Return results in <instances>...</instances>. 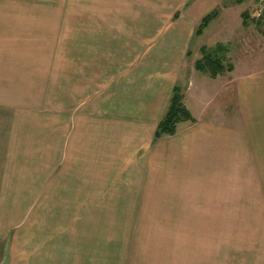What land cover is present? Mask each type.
Here are the masks:
<instances>
[{
    "label": "rangeland",
    "instance_id": "rangeland-1",
    "mask_svg": "<svg viewBox=\"0 0 264 264\" xmlns=\"http://www.w3.org/2000/svg\"><path fill=\"white\" fill-rule=\"evenodd\" d=\"M177 2L0 0V264H264V143L256 154L240 145L202 175H139L126 154L85 173L108 81L145 72L141 55L150 68L176 60ZM107 34L115 51L99 63ZM255 35L237 47L246 56L261 55L264 26ZM80 36L91 54L77 53ZM203 43L195 36L179 74H167L181 92L195 58L222 53Z\"/></svg>",
    "mask_w": 264,
    "mask_h": 264
},
{
    "label": "crops",
    "instance_id": "crops-1",
    "mask_svg": "<svg viewBox=\"0 0 264 264\" xmlns=\"http://www.w3.org/2000/svg\"><path fill=\"white\" fill-rule=\"evenodd\" d=\"M177 1L181 2H177L176 9H182V12L171 25V28L178 30L181 39L171 52L172 56L176 53V60L170 67H159L155 58L156 64L150 68L151 56L145 61L141 55V63L147 62L145 72H135L137 75L134 77L132 73L121 72V81L120 74L115 82L110 84L108 81L105 106L108 114L99 118L101 131L98 130V140L94 141L92 151L85 157L86 174L94 175L96 161H99V167L101 164L105 166L106 161L110 168H114L115 159L126 154V166L135 160L133 166L137 167L139 175L157 176L162 172L169 176L202 175L203 167L206 166L218 170L220 161H227L229 151L242 150L240 145L252 144L254 149L251 152L256 154L255 151L260 148L256 145L264 143V135L260 131L263 127L260 123L264 122V68L253 66L258 61L257 56L264 60V47L261 55L256 50L251 56L244 55L237 48L245 43L256 45L253 39L258 38L255 34L258 35L259 29L264 26V19H252L249 9L239 8L240 5H221L222 0ZM212 11H216V16L200 34H196L201 19ZM195 36L207 41L199 46L201 51H207L209 47L212 52H222L219 57H211L210 53L208 56L219 60L223 67L225 65L224 70L211 77L207 67H196V61L200 58H195L192 75H188L186 87L182 90L183 103L195 122L178 123L173 135L155 138L154 132L166 110L172 87L178 85V76L171 78L167 74L176 70L179 74L180 64L187 57L185 52ZM99 38L100 35L98 40ZM80 39L81 36L76 37L77 53L81 47L84 54H91L90 49L81 46L85 44L84 37L82 36V42ZM111 39L110 34H107L106 43L102 42L107 48L103 50L105 58L99 57V63L108 59L115 51V46H111L114 43ZM90 40L93 46L97 44L94 35ZM166 52L167 49L163 47L160 54L156 55L161 56V53ZM162 57L163 63L168 64L169 59ZM96 58L94 57L93 62ZM164 80L167 82H163ZM229 105H233L234 110L228 116ZM92 166L93 171L90 170ZM148 169L151 172L146 173ZM161 169L164 171H156Z\"/></svg>",
    "mask_w": 264,
    "mask_h": 264
},
{
    "label": "trees",
    "instance_id": "trees-1",
    "mask_svg": "<svg viewBox=\"0 0 264 264\" xmlns=\"http://www.w3.org/2000/svg\"><path fill=\"white\" fill-rule=\"evenodd\" d=\"M216 16V11L205 15L199 25L197 26L196 34H200L202 29ZM203 52L204 49H202ZM207 67L209 69L210 76L214 77L217 73L224 70L223 65L217 59H211L208 54L203 53L201 59L196 61L197 68ZM228 70L230 67L227 68ZM183 96L181 89L178 85H174L171 90V95L169 98L168 105L162 116V118L157 123L154 137L158 138L161 135H173L176 131L177 124L181 122H195V119L191 115L190 111L183 103Z\"/></svg>",
    "mask_w": 264,
    "mask_h": 264
},
{
    "label": "built area",
    "instance_id": "built-area-1",
    "mask_svg": "<svg viewBox=\"0 0 264 264\" xmlns=\"http://www.w3.org/2000/svg\"><path fill=\"white\" fill-rule=\"evenodd\" d=\"M252 4L249 7L250 16L252 19H264V0H251Z\"/></svg>",
    "mask_w": 264,
    "mask_h": 264
}]
</instances>
